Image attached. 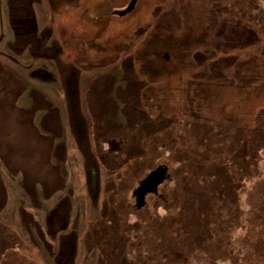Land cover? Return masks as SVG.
I'll return each instance as SVG.
<instances>
[{
  "label": "rangeland",
  "instance_id": "1",
  "mask_svg": "<svg viewBox=\"0 0 264 264\" xmlns=\"http://www.w3.org/2000/svg\"><path fill=\"white\" fill-rule=\"evenodd\" d=\"M130 2L0 0V264H264V0Z\"/></svg>",
  "mask_w": 264,
  "mask_h": 264
},
{
  "label": "crops",
  "instance_id": "2",
  "mask_svg": "<svg viewBox=\"0 0 264 264\" xmlns=\"http://www.w3.org/2000/svg\"><path fill=\"white\" fill-rule=\"evenodd\" d=\"M160 172L158 173V175L154 178H149L145 180V182L142 184V188L146 185H154V188H146V189H143L141 192H140V189L138 190V193H136L137 195V199L138 201H140V204H145V194L148 193V192H154L155 191V187H157L160 182L162 181L163 178H160ZM164 175V174H163ZM151 177V176H150ZM164 177V176H162ZM42 251L44 252V249L42 248Z\"/></svg>",
  "mask_w": 264,
  "mask_h": 264
},
{
  "label": "water",
  "instance_id": "3",
  "mask_svg": "<svg viewBox=\"0 0 264 264\" xmlns=\"http://www.w3.org/2000/svg\"><path fill=\"white\" fill-rule=\"evenodd\" d=\"M138 0H131L130 4L128 5V7L124 10H119V11H114V15L118 16V17H125L128 14H130L131 12H133V10L135 9V6L137 4Z\"/></svg>",
  "mask_w": 264,
  "mask_h": 264
},
{
  "label": "trees",
  "instance_id": "4",
  "mask_svg": "<svg viewBox=\"0 0 264 264\" xmlns=\"http://www.w3.org/2000/svg\"><path fill=\"white\" fill-rule=\"evenodd\" d=\"M105 21H106V20H105ZM102 22H103V21H102ZM102 22H101V24H102ZM101 24H100V25H101ZM30 172H32V171H30Z\"/></svg>",
  "mask_w": 264,
  "mask_h": 264
},
{
  "label": "flooded vegetation",
  "instance_id": "5",
  "mask_svg": "<svg viewBox=\"0 0 264 264\" xmlns=\"http://www.w3.org/2000/svg\"><path fill=\"white\" fill-rule=\"evenodd\" d=\"M138 2V1H137ZM132 13V12H131ZM114 14V13H113ZM129 15V14H128ZM116 16V15H115Z\"/></svg>",
  "mask_w": 264,
  "mask_h": 264
}]
</instances>
